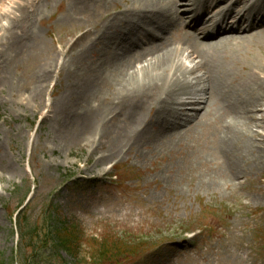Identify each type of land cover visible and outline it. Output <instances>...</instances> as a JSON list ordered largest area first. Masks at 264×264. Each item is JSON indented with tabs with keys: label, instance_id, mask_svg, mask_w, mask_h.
<instances>
[{
	"label": "rangeland",
	"instance_id": "374dc122",
	"mask_svg": "<svg viewBox=\"0 0 264 264\" xmlns=\"http://www.w3.org/2000/svg\"><path fill=\"white\" fill-rule=\"evenodd\" d=\"M128 1L119 0L112 11L128 8ZM8 2L0 0V13L9 8ZM71 3L40 0L36 7L23 8L27 28L0 31V263H76L54 252L50 242L47 247H27L39 238L46 211L51 228L58 223L66 227L63 220H68L86 239L157 234L150 237L164 241L157 253L125 264H264L254 236L257 229L264 230L263 139H256L261 162L254 164L246 155L244 164L250 170L238 182L226 178L225 159L218 155L225 126L220 113H211L195 132L172 143L151 140L130 150L150 112L125 136L113 139L90 132L87 141L82 140L76 115L81 114V104L88 111L85 68L92 56L91 38L77 37L79 30L95 28L81 23L83 15ZM16 11L15 7L11 13ZM31 13L37 15L32 23ZM146 19L141 26L159 35ZM154 21L168 26L164 15H156ZM2 24L6 26L4 18ZM259 46L264 52V38ZM251 54L264 59L257 47ZM233 71L241 72L238 66ZM44 72L49 77L37 95ZM196 89L200 88H192ZM103 97L110 100L111 94ZM119 108L121 114L128 110L107 103L109 121L118 116ZM45 109L48 114L43 115ZM254 129L264 136V131ZM146 130L155 135L152 125ZM120 172L126 179L117 186L112 176ZM207 219L211 231L198 243L183 239L188 229H201ZM89 244L80 243L79 262L92 250Z\"/></svg>",
	"mask_w": 264,
	"mask_h": 264
},
{
	"label": "bare ground",
	"instance_id": "6f19581e",
	"mask_svg": "<svg viewBox=\"0 0 264 264\" xmlns=\"http://www.w3.org/2000/svg\"><path fill=\"white\" fill-rule=\"evenodd\" d=\"M29 1L9 0L8 5L17 11L0 13L6 21L4 32L18 25L27 28L23 8L36 7L40 0ZM118 1L72 0L70 4L83 15L81 23L95 28L79 30L80 37L91 38L92 59L85 68L88 111L81 104V114L76 115L78 136L81 130L85 141L90 132L117 139L144 118V112H153L152 119L142 121L147 122L138 141L128 146L131 150L151 140L176 142L195 132L211 113H220L225 126L218 155L225 159V176L231 181L247 177L250 169L244 157L250 155L254 164L262 159V151L251 140L262 137L254 127H264V59L251 52L257 47L264 57L259 46L264 38V0H129L128 8L112 11ZM160 14L167 18V27L154 21ZM147 17L161 38L138 28L140 19ZM35 20L37 15L31 13L28 21ZM139 35L152 41L134 46L133 39ZM234 66L241 72L235 73ZM48 77L45 72L41 75L37 95ZM200 82L205 89L192 92ZM105 93L111 94L110 100L103 97ZM181 96L202 104L191 117H184L183 128L178 121L184 104L177 101ZM109 102L128 110L121 114L119 108L118 116L109 121L105 115ZM150 125L156 136L146 130Z\"/></svg>",
	"mask_w": 264,
	"mask_h": 264
},
{
	"label": "trees",
	"instance_id": "16d2710c",
	"mask_svg": "<svg viewBox=\"0 0 264 264\" xmlns=\"http://www.w3.org/2000/svg\"><path fill=\"white\" fill-rule=\"evenodd\" d=\"M45 217L40 225V230L38 231L39 238L32 242V245L27 246L32 248L35 244H43V242H50L55 249L65 253L67 256L72 257L74 264H105L112 260V262H117V259L124 254V257H128L124 247H114L107 243H101L95 247H90L88 254H85L86 260L79 262L76 259L77 255L80 253L79 249V237L74 227H70L67 220H63L66 227L62 223H58L57 226L51 228L49 226L50 215L47 216L46 211L44 213ZM30 235V234H29ZM32 240V238H28ZM3 264V263H0Z\"/></svg>",
	"mask_w": 264,
	"mask_h": 264
}]
</instances>
